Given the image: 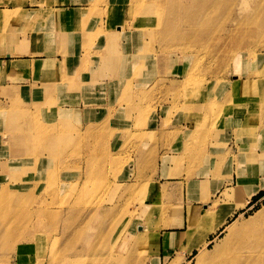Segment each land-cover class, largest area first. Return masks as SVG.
<instances>
[{"label":"rangeland","instance_id":"1","mask_svg":"<svg viewBox=\"0 0 264 264\" xmlns=\"http://www.w3.org/2000/svg\"><path fill=\"white\" fill-rule=\"evenodd\" d=\"M27 1L1 0L0 5L15 4L17 7L11 14L17 18L25 13L23 5ZM242 1L247 2L244 10L239 9ZM233 4L236 8L230 10ZM130 6L135 8L130 12L132 16H146L143 22L149 39L146 51L150 65L160 61L167 67L166 77L151 81L147 88L137 89L131 81L125 88L117 105H127L132 110L131 116L127 121L118 119L114 123L117 131H122L127 123L131 127L128 134L119 133L112 140L113 136L103 126L93 129L73 119L46 124L40 115L22 105L5 104L14 127L2 136L14 150L12 154L4 152L2 157H21L23 164L37 163L45 157L48 170L39 171L41 175L30 179L27 175L36 168L22 165L19 171L10 173V180L0 189V264H9L15 247L23 242L37 243L39 264H160L159 240L155 241L153 234L160 228L157 212L170 204H162L160 194L149 215L145 214L144 220L137 218L143 215L140 212L147 194H153L154 190L148 176H152L156 167L140 163V146L146 139L142 131L147 122L148 126L154 125L155 115L164 118L163 128L188 121L189 101L194 96L202 104L201 111L195 114L197 127L216 129L228 116L243 109L250 121L264 113V70L257 59L264 55V0H132ZM227 19L231 23L224 22ZM2 24L5 26L1 27L0 39L10 29L6 23ZM125 29L124 26L121 31ZM119 46L117 40L116 55L120 54ZM173 61L184 70L177 87L173 83L178 78H167L171 72L168 65ZM140 74L135 71L134 79ZM235 81L241 87L234 91ZM166 138L170 144L173 135ZM150 140L158 141L155 136ZM153 154L147 155L150 164ZM181 163L178 160L176 165ZM239 180L242 186L236 188L244 190L248 198L243 201L250 202L248 210L243 211L245 214L239 215L249 219L264 208V190L251 203L249 196L260 188ZM149 201L151 206V198ZM232 206L236 205L215 200L200 216H194L203 215L199 221H188V226L193 231L207 230L209 222L204 218L210 211L218 213ZM168 213L162 212L164 218L168 217L165 228L182 225L181 208ZM239 215L230 218L228 224ZM153 219H158L156 229L148 232V226L155 227ZM228 224L215 239L211 238L214 240L209 241V249L217 238L224 236L221 231ZM129 225L133 226L132 234L125 236ZM259 228L263 235L257 245L255 263L264 264V219ZM140 231L143 235L137 239ZM244 235L249 243L258 241L255 234ZM196 239L193 235L189 241L195 243ZM239 246L234 245L233 250ZM146 250V258L134 260ZM181 251L186 252L182 246ZM197 253L194 251L185 264H194ZM174 262L167 260L166 264Z\"/></svg>","mask_w":264,"mask_h":264},{"label":"crops","instance_id":"2","mask_svg":"<svg viewBox=\"0 0 264 264\" xmlns=\"http://www.w3.org/2000/svg\"><path fill=\"white\" fill-rule=\"evenodd\" d=\"M131 1L28 0L23 5L25 13L17 18L11 14L17 7L15 4L0 5V30L5 26L2 23L10 26L0 39V189L10 180V173L19 171L22 165L36 168L27 175L30 179L41 175L39 171L48 170L45 157L31 164H23L21 157H2L4 152L12 154L14 150L2 136L14 127L5 104L22 105L40 115L46 124L73 119L93 129L103 126L113 136L112 140L119 133L128 134L131 127L127 123L122 131H117L114 123L118 119L127 121L131 116L132 110L127 105H117L125 88L130 81L135 88H147L151 81L163 78L167 67L160 61L150 65L146 51L149 39L143 22L146 16H132L130 12L135 8L130 6ZM124 26L126 29L122 32ZM117 40L120 54L116 55L114 43ZM169 64L171 72L167 78H178L173 83L176 86L184 70L179 64L175 66L174 61ZM137 70L141 74L134 79ZM189 104L188 121L163 128L164 118L158 119L155 115L156 118L152 117L154 125L148 126L147 122L142 131L146 139L140 146V163L156 169L148 176L153 194L147 192L140 212L143 215L137 218L144 220V215H149L160 194L162 204H170L157 212L160 215V264L180 257V264H185L193 256L181 251L186 242L188 221H199L203 215L194 216H200L215 200L236 205L224 210L237 209L236 215L248 210V205H242L247 194L236 188L239 179L254 183L252 188H260L254 197L264 190V113L250 121L248 112L243 109L211 130L196 126L195 114L201 111L202 104L195 96ZM170 134L173 138L167 144L166 136ZM153 136L158 139L156 143L150 140ZM152 152L150 164L147 155ZM178 160L182 161L179 166L176 165ZM174 208L182 209V225L165 228L168 217L164 218L162 212L169 211L170 215ZM153 220L155 227L149 229L148 226V232L156 229L158 219ZM129 226L125 236L132 234L133 226ZM218 233L211 234L208 240H214ZM35 243L17 245L9 264H39ZM147 252L134 260L146 258Z\"/></svg>","mask_w":264,"mask_h":264},{"label":"bare ground","instance_id":"3","mask_svg":"<svg viewBox=\"0 0 264 264\" xmlns=\"http://www.w3.org/2000/svg\"><path fill=\"white\" fill-rule=\"evenodd\" d=\"M173 1V0H171ZM245 1H242L240 10H244V7L246 6ZM235 5H231L230 10H235ZM230 22L229 19L225 20L224 22ZM223 22V24H224ZM226 23L224 24V26ZM250 61H253V57L249 56ZM259 59L260 65H262V69L264 70V55L262 57H257ZM233 90H237L239 87H241L240 82L235 81V84L233 85ZM240 89V88H239ZM240 182V181H239ZM242 184H238L237 188H241ZM259 189L253 190V193L249 196V199L251 200V197H254L258 193ZM243 206H249V201H242ZM241 202V203H242ZM237 213V209L230 210V211H222L220 212H213L210 211L206 217L204 218L206 221H208L207 230H197L193 231V227L190 226L188 229V232H185L184 236V250L189 252V254L193 255L192 247L195 248V250L198 251L197 255L195 256L194 264H213L215 261H220L225 264H256V260L258 259V243L262 240L261 234L262 230L259 231L261 228H259L260 222L264 219V208L258 212L255 213L254 216L250 217L249 219H243V214L239 215V218L233 221L232 223L228 224V219L234 217V215ZM226 224V228L221 231V234H224L223 237L217 238L215 245L212 247V249H209V236L211 234L219 232ZM170 226V225H166ZM258 231V232H257ZM254 232V233H250ZM198 233V235H196ZM244 234H254L256 235V240L253 243H249L245 241V235ZM137 235V239H140L142 237L141 231ZM193 235L196 236V242L190 243L189 241ZM155 241H158L159 233L155 232L153 234ZM244 237V240H243ZM135 238V237H134ZM248 237L247 239H249ZM136 239V240H137ZM244 242V244H243ZM240 245L239 249L233 250L234 245ZM262 247V246H260ZM264 249V248H263ZM262 251V250H261ZM263 252V251H262ZM261 252V253H262ZM261 258V257H260ZM182 261V258H177L174 262L175 264H180ZM261 261V260H260ZM261 263V262H260Z\"/></svg>","mask_w":264,"mask_h":264}]
</instances>
